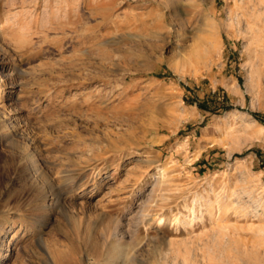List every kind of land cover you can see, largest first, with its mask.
<instances>
[{"label": "rangeland", "instance_id": "obj_1", "mask_svg": "<svg viewBox=\"0 0 264 264\" xmlns=\"http://www.w3.org/2000/svg\"><path fill=\"white\" fill-rule=\"evenodd\" d=\"M166 1L0 0V264H264V10Z\"/></svg>", "mask_w": 264, "mask_h": 264}, {"label": "bare ground", "instance_id": "obj_2", "mask_svg": "<svg viewBox=\"0 0 264 264\" xmlns=\"http://www.w3.org/2000/svg\"><path fill=\"white\" fill-rule=\"evenodd\" d=\"M161 1H165V2H168V1H166V0H161ZM175 2V4H176V2H177V0H174ZM179 1V0H178ZM169 4V3H168ZM174 5V4H173ZM173 7V6H172ZM255 10L257 11V12H262L263 10H264V0H255ZM177 11L176 12H178L180 15L181 14H183V13H185V10H184V8L183 7H180V6H177L176 8H175ZM104 19H106V18H104ZM179 24H180V26H184V21H183V18L182 17H180L179 16ZM260 22V21H259ZM259 24V23H258ZM119 26V25H118ZM115 40H117L118 41V39H115ZM2 88V85L0 84V89ZM258 125H260V124H258ZM261 126V125H260ZM264 127V126H263ZM262 128V127H261ZM261 135H263V134H261ZM260 135V136H261ZM29 156V158H31V160L32 161H34V159H33V157H34V153L32 152V151H29V148H28V152H26V156ZM34 166L36 165V161L34 162V164H33ZM29 166H31V168H32V164L31 165H29ZM36 167H38V166H36ZM30 168V167H29ZM64 168V167H63ZM62 168V170L60 169V171L58 172L63 178L62 179H65L64 181H67V180H69L70 179V177H71V174H69V172H68V169H63ZM157 169H156V172H155V174H160V177L162 178V179H165L166 177H168L166 174H168V173H166V169H164V168H162V167H160V166H158V167H156ZM35 171H37L38 172V170H37V168H35ZM169 179V178H168ZM166 180V179H165ZM172 181V180H171ZM157 182V181H156ZM165 182V181H164ZM169 182H170V180H169ZM162 184V183H161ZM168 184V183H167ZM169 184H171V183H169ZM166 185V184H165ZM159 189V188H158ZM53 193V192H52ZM58 196V195H57ZM259 197V196H258ZM253 198V197H252ZM257 198V197H256ZM258 199V198H257ZM45 201V200H44ZM43 201V202H44ZM117 240V239H116ZM117 241H119V240H117ZM115 243V242H114ZM117 243L118 242H116L115 244L117 245ZM119 247V246H118ZM117 247V248H118ZM126 249V248H125ZM115 250V249H114ZM115 252V251H114ZM119 253V252H118ZM119 259V258H118ZM122 259V258H121ZM48 261H49V264H55V260L53 259V257H52V255L50 254V253H48Z\"/></svg>", "mask_w": 264, "mask_h": 264}, {"label": "trees", "instance_id": "obj_3", "mask_svg": "<svg viewBox=\"0 0 264 264\" xmlns=\"http://www.w3.org/2000/svg\"><path fill=\"white\" fill-rule=\"evenodd\" d=\"M263 124H264V121L263 120H260Z\"/></svg>", "mask_w": 264, "mask_h": 264}]
</instances>
